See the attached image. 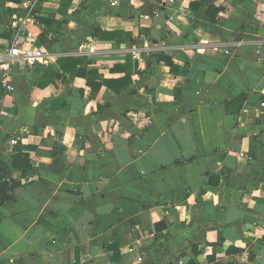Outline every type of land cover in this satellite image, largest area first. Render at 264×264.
Returning a JSON list of instances; mask_svg holds the SVG:
<instances>
[{
	"label": "crops",
	"instance_id": "0c3cea01",
	"mask_svg": "<svg viewBox=\"0 0 264 264\" xmlns=\"http://www.w3.org/2000/svg\"><path fill=\"white\" fill-rule=\"evenodd\" d=\"M16 40L47 59L0 85V157L23 181L0 264H264V0H0V48Z\"/></svg>",
	"mask_w": 264,
	"mask_h": 264
},
{
	"label": "trees",
	"instance_id": "16d2710c",
	"mask_svg": "<svg viewBox=\"0 0 264 264\" xmlns=\"http://www.w3.org/2000/svg\"><path fill=\"white\" fill-rule=\"evenodd\" d=\"M201 2H193L191 6L195 9L199 7ZM223 10L222 7L210 5L207 9L206 15L209 17L211 23L217 22L219 13ZM47 20L42 19L41 23H47ZM48 30L45 29L40 35V41L44 44L47 41ZM93 36L99 37L101 40H115L117 43L127 42V39L131 36L130 33H125L119 30H102L101 28H94ZM158 60L164 61L171 67H176L171 56L166 54H160ZM59 64L64 72H72L76 75L87 76V72L81 65L84 64V58H59ZM74 68V69H73ZM76 68V69H75ZM113 71H125L126 75L119 80H104V83L116 92H120L122 89L127 88L132 83L133 73V59L128 57L125 64H118L113 67ZM96 88V86H95ZM98 88V87H97ZM13 167L22 168L24 170L23 177L33 175L31 172L33 164L29 154L18 151L13 157L11 162ZM11 167L0 157V206L11 201L13 199V192L16 188L23 184L21 179H14L11 177ZM237 250L235 248H229L228 251ZM118 258V257H117ZM115 257V259H117Z\"/></svg>",
	"mask_w": 264,
	"mask_h": 264
},
{
	"label": "built area",
	"instance_id": "2783aa9c",
	"mask_svg": "<svg viewBox=\"0 0 264 264\" xmlns=\"http://www.w3.org/2000/svg\"><path fill=\"white\" fill-rule=\"evenodd\" d=\"M116 4V1L112 2ZM47 59V53L43 46L35 45L21 40H16L10 46L0 48V85L7 92L15 90V70L17 65L25 64L36 66L39 62ZM29 132L28 130H25ZM17 144L16 139L11 140Z\"/></svg>",
	"mask_w": 264,
	"mask_h": 264
}]
</instances>
